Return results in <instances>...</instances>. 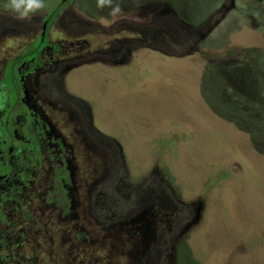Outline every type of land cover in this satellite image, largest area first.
Returning <instances> with one entry per match:
<instances>
[{
    "label": "rangeland",
    "instance_id": "rangeland-1",
    "mask_svg": "<svg viewBox=\"0 0 264 264\" xmlns=\"http://www.w3.org/2000/svg\"><path fill=\"white\" fill-rule=\"evenodd\" d=\"M60 1L45 0L32 18ZM6 3L0 0V21H21ZM120 3L118 17L97 0L71 6L107 29L85 36V51L131 37L122 28L130 21L136 39L150 23L181 27L179 34L164 27L165 45L137 42L115 69L82 63L68 80L69 92L86 100L97 128L124 152L122 191L155 174L198 211L173 248L178 264H264V0ZM114 20L120 25L110 36ZM27 41L3 36L0 53L15 55Z\"/></svg>",
    "mask_w": 264,
    "mask_h": 264
},
{
    "label": "flooded vegetation",
    "instance_id": "flooded-vegetation-1",
    "mask_svg": "<svg viewBox=\"0 0 264 264\" xmlns=\"http://www.w3.org/2000/svg\"><path fill=\"white\" fill-rule=\"evenodd\" d=\"M75 1L31 20L0 21V40H29L15 55L0 53V264H178L173 248L198 211L155 174L122 191L124 152L68 80L82 63L115 69L137 42L161 43L166 25L176 34L181 27L150 23L136 39L130 21L122 28L131 37L85 51L84 37L107 29L78 17Z\"/></svg>",
    "mask_w": 264,
    "mask_h": 264
},
{
    "label": "clouds",
    "instance_id": "clouds-1",
    "mask_svg": "<svg viewBox=\"0 0 264 264\" xmlns=\"http://www.w3.org/2000/svg\"><path fill=\"white\" fill-rule=\"evenodd\" d=\"M98 8H108L109 16L118 17L122 13L120 0H97ZM5 8L21 21L30 20L32 16L46 8L45 0H7Z\"/></svg>",
    "mask_w": 264,
    "mask_h": 264
},
{
    "label": "trees",
    "instance_id": "trees-1",
    "mask_svg": "<svg viewBox=\"0 0 264 264\" xmlns=\"http://www.w3.org/2000/svg\"><path fill=\"white\" fill-rule=\"evenodd\" d=\"M58 6L54 7L53 12H57Z\"/></svg>",
    "mask_w": 264,
    "mask_h": 264
},
{
    "label": "water",
    "instance_id": "water-1",
    "mask_svg": "<svg viewBox=\"0 0 264 264\" xmlns=\"http://www.w3.org/2000/svg\"><path fill=\"white\" fill-rule=\"evenodd\" d=\"M231 2H232V4H233L234 0H232Z\"/></svg>",
    "mask_w": 264,
    "mask_h": 264
}]
</instances>
